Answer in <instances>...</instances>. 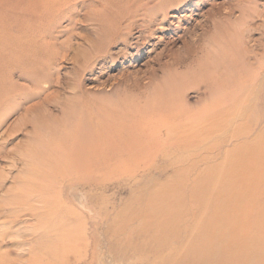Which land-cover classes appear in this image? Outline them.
<instances>
[{
    "label": "rangeland",
    "instance_id": "374dc122",
    "mask_svg": "<svg viewBox=\"0 0 264 264\" xmlns=\"http://www.w3.org/2000/svg\"><path fill=\"white\" fill-rule=\"evenodd\" d=\"M80 1L72 0L62 5V8H70L68 11L70 13L66 14L69 17H55L54 20L59 22L55 27L51 26L45 31L47 33L37 40L31 58L24 66L12 70L7 78V81L14 85V92L10 93V100L0 103L3 109L0 114V210L2 208V214L10 209L19 210L20 227L36 226L47 220L50 228L47 229L49 232L45 237H42L40 230H34L38 239L36 246L30 251L25 250L26 247L23 248V243L30 237L27 230L23 233L6 234L0 238V257L10 258L14 264L34 262H38L34 264H174L176 260L170 248L158 247L152 238L144 239L142 232H139L138 219L146 216L143 209L144 205L148 204V199H157V194L162 195L159 194L160 190L164 189L162 185L167 184L172 188L175 183L177 185L179 176L183 177L184 174L186 176L179 181L180 189V186L184 189L186 181L194 186L198 180L203 181L200 178H208V176L211 181H218L219 186L223 183L226 185V192L220 193L221 197H219L221 206H235L236 211L233 212H236V218L232 212H226L224 217L228 221L225 225L218 221L212 222L214 225L211 224L230 231V240L247 241L254 232L262 233L263 238L264 161L255 162L253 158H248L247 154L252 152L251 155L248 154L250 157L256 155H253L252 145H255V137L264 127V0H173L167 4V9L163 10L158 7L159 0H151L152 4L148 3L150 8L138 10L137 16L126 27L124 25L122 28H117L116 32L113 31L114 34L111 33L110 38L104 39L96 48L90 47L88 39L92 41L98 37L99 26L95 23V17L98 13H102L104 18L103 12L106 11L102 9L101 0ZM106 14L108 15V12ZM222 39L225 42H233L235 49L237 58L230 72L234 86L224 95L211 97L210 88L212 86V89L216 90L213 83L216 84L217 79L225 78L227 74L228 82L231 81V76L228 75L230 69L228 71L225 66L220 68L222 58L221 55H216L220 52L218 44H221L219 41ZM215 60L219 61L218 65ZM244 65L251 66L254 72L248 73L247 80L243 82L238 74V67ZM214 66L219 70L215 71ZM35 79L38 84L35 83ZM235 84L243 85L240 89L244 93ZM249 84H252L253 88L247 93ZM239 94L243 95L240 97ZM234 96L240 97L239 100L235 98V104L241 102L234 105L236 109L233 113L228 107L232 108L233 102H229V99L233 101ZM226 100L230 103L228 107ZM218 102L215 108L211 106ZM223 106L230 111L225 110L226 107L224 109ZM204 107L211 118L219 114L213 118L215 124H211L212 119L209 120L206 111L203 115L207 117L200 114ZM225 111L230 114L226 113L225 116ZM183 112L188 114L185 113V116ZM190 114L194 118L203 116L201 120L196 118L200 121L198 126L205 123L207 125V129L201 127L196 129L197 126L192 128L194 134L188 130L189 135L193 134L190 136L191 141L187 137L189 136L187 130L185 131L187 128L184 126L183 130L181 126L186 122L184 119L188 120ZM165 116L168 118L166 119ZM221 117L223 122L218 127L216 124L218 120L221 121ZM207 120L211 126H215L210 130L212 133L205 134L206 137L200 134H204L205 130L209 129ZM175 122L176 125L181 123L177 128L179 126L182 129H177L174 126ZM156 124L161 129H158ZM146 126H149V129L145 128ZM106 127L105 132L103 130ZM96 131L98 139L93 138V143L96 147L102 148L103 154L105 149H108L109 155L112 153L109 160L112 162L97 164V174L94 173L93 177L87 174L86 180L63 182L62 186H59L58 180H50L51 175L55 174V170L53 169L54 172L51 170L54 168L53 165L59 166L61 170L66 169L60 161L61 154L57 157L59 154L56 152V156L50 153L44 161L40 153L44 150L48 153L53 145H58L62 141L59 144L61 152L64 150L74 158L78 157L83 154L79 149L82 150L85 148L83 145L92 142L89 137L95 135ZM169 131L173 133L170 134ZM175 131L176 134L182 133L181 131H183L182 135L187 133L183 135L187 139L181 136L184 143L179 135L174 134ZM106 133L110 134V141L107 140L109 134L106 136ZM150 133L152 136L149 137ZM77 134H80L79 138ZM60 136H63L62 139L57 141ZM197 136L200 140L203 136L206 138L200 141L196 139ZM177 138L180 140L179 143ZM192 139L193 141L196 139L194 145L197 147L192 144L194 149L189 145L193 143ZM122 140H126L124 144ZM169 140L176 146L173 143L170 145ZM187 140L189 144L186 143ZM168 141L169 143L166 144ZM79 145L83 147L79 148ZM246 145L250 146L244 147ZM41 147L44 150H41ZM202 147L204 150L201 149ZM207 147L208 149H205ZM118 149L119 151L116 152L115 150ZM245 149L248 151L245 152ZM237 150L247 153L246 155L242 153V158L249 160L248 164L246 161L244 163L245 159H241L239 155L236 157L239 159L235 158L236 161L231 159L232 156H236ZM120 153L123 157L119 156ZM193 154L195 156L200 154L197 156L199 158ZM229 154L231 160L225 158H229ZM240 159L242 162L238 163ZM261 163L263 169H259ZM219 164L223 170L218 167ZM227 164L231 165L230 169H226ZM244 164L248 166L246 165L245 168ZM232 165H235L236 169ZM210 167H218L217 169L221 171L212 168L214 172L210 171L211 174L206 176L205 170ZM83 170L85 175L87 169L83 168ZM83 170L80 169V173ZM227 170L232 173L231 177L227 174ZM193 172H198V175L195 174L193 177ZM202 173L204 176L201 175ZM245 173L249 175L245 176ZM225 174L226 177L229 176L228 179L230 178L228 181L223 179ZM189 177L191 179L193 177L192 183ZM175 178H177L176 182ZM234 185L240 187L241 195L227 193L234 188ZM39 186L45 188L41 189ZM55 191L60 192L59 196ZM23 192L25 197L18 195ZM13 194H17L19 199L14 195L12 200L10 197ZM253 194L258 196L260 202L253 203ZM38 195H40L39 199ZM8 197L9 201H7ZM43 197L44 201H48L46 207L49 204L48 209L51 211L48 210L49 215L45 220H39L34 213L35 209L41 211L42 203L39 200ZM28 205L30 206L27 208ZM240 208L243 212H238ZM154 211L159 210L156 208ZM24 213L32 215L23 216ZM63 220L66 221V225L62 231L71 234V239L66 242H63L60 236L62 231L56 227H59ZM243 225L245 231H238L237 229L240 226L242 228ZM248 228H253L254 231ZM180 231L181 240L171 245L172 249L178 248L177 251L184 249V244L186 245L188 241L184 229ZM76 232L81 237L76 236ZM151 232L152 230L149 229L146 234L151 235ZM247 237L249 238L246 239ZM262 238L255 240L261 245L260 247H264V238ZM257 262L264 264V252Z\"/></svg>",
    "mask_w": 264,
    "mask_h": 264
},
{
    "label": "bare ground",
    "instance_id": "6f19581e",
    "mask_svg": "<svg viewBox=\"0 0 264 264\" xmlns=\"http://www.w3.org/2000/svg\"><path fill=\"white\" fill-rule=\"evenodd\" d=\"M70 1L72 0H0V103L3 102V101H6L7 99L10 100L11 99V92H14V85H11L8 81H7V78H9V75L11 74V71L16 69V68H20L19 66H24L28 59L31 58V52H32V49L34 48L35 46V43H37V40H39V38L41 36H43V34L45 33V31H47L51 26H54L56 25L57 22H59L58 20L55 21L54 18L55 17H58V16H67L69 17V15H66L70 12H68L70 10V8H62V5H64L65 3H69ZM82 2L84 0H81ZM80 1V2H81ZM96 1V0H94ZM151 0H101L102 2V9L106 12H108V15L106 14V12H102L105 14L104 18L102 17V13H98L97 17H95V23L96 25L99 26V32H98V37L96 38V40H89L88 39V43H90V47L92 48H96V47H99L101 42L104 40V39H108L110 38L111 36V33L114 34L113 31H117V28H122V26L125 25V27L127 26V24H129L132 19L134 17L137 16V12L138 10L140 9H148L150 8V6L148 5V3H151L150 2ZM153 1V0H152ZM173 0H159L158 4L160 6V8H162L161 10L165 9L167 4H169L170 2H172ZM77 2V1H76ZM90 3V2H89ZM152 4V3H151ZM154 6H156L154 4ZM157 7V6H156ZM158 9V8H157ZM167 9V8H166ZM159 10V9H158ZM111 16H112V19H111ZM94 18V17H93ZM148 22H151L150 19H147ZM149 24V23H148ZM47 33V32H46ZM45 33V34H46ZM44 34V35H45ZM113 40V38H111V41ZM90 41V42H89ZM219 43L221 44H218L220 45V52L219 53H216V55H221L220 57L222 58V65L220 66V68L224 67L225 66V69H227L229 71V76H231V81L228 82L227 80V74L225 75V78H219L217 79V83L214 84V87L216 86V90L214 91L212 89V86L210 88V94H211V97H215L216 95H224L226 92H228V89L230 87H233V77H232V74L230 73L232 71L231 69V66L234 64V60L237 58L236 55H235V49H234V46H233V42H225L223 39L221 41H219ZM217 45V47H218ZM91 48V49H92ZM216 57V56H215ZM219 57V56H217ZM219 57V58H220ZM220 58V59H221ZM215 59V58H214ZM216 61V60H215ZM217 62V61H216ZM219 62V61H218ZM218 62L216 63L218 65ZM214 63V62H213ZM220 63V64H221ZM215 65V64H214ZM215 68V71L219 70L217 66H214ZM8 69V70H7ZM7 70V71H6ZM251 72H254L253 69L251 68V66H248V65H244L243 67L242 66H239L238 67V74L241 76L240 79L244 82L247 80V77H248V73H251ZM219 73V72H217ZM222 74V73H221ZM44 76V75H43ZM46 76V74H45ZM47 78V77H46ZM259 79V78H257ZM37 82V80L35 79V83ZM38 84V82H37ZM235 85H238V84H235ZM254 86V84H253ZM238 88L239 90L241 91V89L243 88V85H238ZM237 88V89H238ZM241 88V89H240ZM252 84H249V88H247V93L252 89ZM239 91V92H240ZM236 92V91H235ZM242 93H244L243 91H241ZM246 92V91H245ZM169 93V92H168ZM234 93V92H233ZM235 94V93H234ZM237 95V94H236ZM235 95V96H236ZM243 95V94H242ZM242 95L239 94V96L241 97ZM231 96V95H230ZM234 96V100L232 101V99L230 100L229 99V102H233L235 101V98H238V97H235ZM222 97V96H221ZM239 97V98H240ZM220 98V96H219ZM231 98V97H230ZM238 98V100H239ZM258 101V99H257ZM164 102V101H163ZM166 102V101H165ZM214 102V100H213ZM228 102V103H229ZM241 101H239L238 103L236 104H239ZM226 103H227V100H226ZM227 103V107L230 105V103L228 104ZM231 103V107H228L231 112L234 113L235 109L234 108V105H236L235 103L233 104ZM255 103V102H254ZM253 103V104H254ZM171 104V103H170ZM219 102L217 104H214L211 106H215L218 105ZM249 104V103H248ZM252 104V105H253ZM177 105V104H175ZM209 106V105H208ZM222 106V105H221ZM226 106H223L224 109ZM239 106V105H238ZM226 107L225 110H228L230 111L228 108ZM0 114L3 112V109L2 107H0ZM206 107H204V109H202V114L207 110H205ZM211 109V107H209ZM213 108V107H212ZM218 108V107H217ZM234 108V109H233ZM243 108V107H242ZM249 108V107H248ZM233 109V111H232ZM175 111V110H174ZM213 113L214 111L211 110ZM224 111V110H223ZM228 111H225L224 115L227 113V114H230ZM238 111V110H237ZM240 111V109H239ZM238 111V112H239ZM246 111V110H244ZM205 112V113H206ZM210 113L211 115L213 113ZM243 112V111H242ZM177 112H175L176 114ZM182 113V112H181ZM184 114L188 112H183ZM216 113V111H215ZM227 114L225 116H227ZM232 114V113H231ZM240 114V113H239ZM177 115V114H176ZM201 115V116H202ZM208 112H207V116H208ZM218 116L219 114H215V116ZM220 115H222L220 113ZM223 115V116H224ZM242 115V114H241ZM182 116L184 117V115L182 114ZM186 116V114H185ZM188 116V115H187ZM195 116V115H194ZM201 116L199 117H196V118H199L201 120ZM204 117H207L205 115H203ZM202 116V117H203ZM213 116V115H212ZM214 116V117H215ZM216 116V117H217ZM229 116V115H228ZM240 116V115H239ZM166 119L168 118L167 116H165ZM164 117V118H165ZM209 120L212 119V123L211 124H215V120L213 122V118H211V116L209 115ZM230 117V116H229ZM241 117V116H240ZM244 117V116H243ZM163 117H161L160 120H162ZM178 117L176 116V119ZM181 118V116H180ZM187 118V117H185ZM196 118H194L191 114L190 116H188V120L187 119H184V121L186 120V122L181 125V123L179 125L183 126V130H184V126L187 128L185 129L186 132H188V135H189V132L192 131V128H195L196 126V129L201 127V129H207L205 124H201V126H198L199 125V120L197 121ZM219 118V117H218ZM223 117H221V121L218 120V123L216 124V126L219 127V125L221 124V122H223L222 120ZM227 118V117H226ZM238 118V117H237ZM174 119V118H173ZM175 119V120H176ZM205 121H206V118H204ZM203 119V120H204ZM152 120V119H151ZM165 120V119H164ZM170 120V119H169ZM178 120V119H177ZM226 120V119H224ZM173 121V120H172ZM184 121H181L182 123ZM211 121V120H210ZM217 122V121H216ZM231 122V121H230ZM166 123V122H165ZM172 123V122H171ZM177 122H175L174 126H176L177 128V125H176ZM201 123H204L203 121H201ZM207 123H208V120H207ZM224 123H227V122H224ZM223 123V124H224ZM145 124H148L145 122ZM145 124H142V125H145ZM152 124V123H151ZM158 124V123H157ZM156 124V127L158 126ZM160 124V123H159ZM231 124V123H230ZM149 125V124H148ZM161 125V124H160ZM168 125V124H167ZM210 124L208 123V126ZM173 126V127H174ZM203 126V127H202ZM215 126V125H213ZM213 126H209V129L208 130H205L204 134H200V135H205L206 133L208 132H211L210 130H212ZM101 127V126H100ZM142 127V126H141ZM149 129V126H146L145 128ZM211 127V128H210ZM89 128V127H88ZM136 128V127H135ZM143 128V127H142ZM151 128V127H150ZM155 129V127H153ZM158 129H161L159 127H157ZM156 128V129H157ZM176 128H173L174 130ZM180 127L178 126L177 129H179ZM215 128V127H214ZM76 129V128H75ZM81 129V128H80ZM104 129V128H103ZM109 129V128H108ZM176 129V130H177ZM182 129V128H180ZM226 129V128H225ZM92 130V129H91ZM107 130V127L106 129H104L103 131L106 132ZM145 130V129H144ZM169 130V128H168ZM190 130V131H188ZM100 131V129H99ZM98 131V132H99ZM152 131V130H151ZM184 131V132H185ZM75 132V131H74ZM104 132V133H105ZM166 132V131H165ZM173 133L172 131H169V133ZM180 132V130H179ZM183 133V131H181ZM185 132V133H186ZM213 132H214V129H213ZM247 131H245L244 134H246ZM81 134V132H78ZM96 133L97 131L95 132V135H90L91 137L90 138V141L92 142H86L87 145H83L85 148H82L83 146H81L82 144L81 143H78V144H81L79 145V148H82V150L79 149V152L82 151V155H79L78 157L75 156V158L70 155L69 153H66L64 150H60V141L58 145H53L50 150L48 151V153H45L47 152L46 150L42 149L41 147V150H44V152L42 151V153H40V156H42V158L44 159V161H46L51 154H59L57 155V157L60 156L61 154V157H60V161L64 164L65 168L64 170L68 171V172H65L63 169H59L58 167H56V165H53L54 168H51V170H55V174L54 175H51L50 177V180H58L57 182L59 183V186H62L63 182H69V181H79V180H84L85 179V176L88 174L89 176H94V173L97 174L98 172V167H97V164H99L100 162L101 163H111L112 161H109L111 159V154L109 155V152H108V149H105L104 151V154L102 153V148H98V144L96 147L95 144L93 143V138H95V140H97L98 138L96 137ZM110 133V132H109ZM109 133H106V136L109 134ZM170 133V134H171ZM182 133L180 134H176V131L174 134H176L177 136L179 135L180 137V140H181V136ZM192 133L194 134V130L192 131ZM212 133V132H211ZM210 133V134H211ZM250 133V131H248V134ZM75 134V133H74ZM72 134V135H74ZM80 134H77L76 136L78 137V135ZM99 134V133H98ZM112 134V133H110ZM110 134L108 135V139L110 141ZM146 135V133H144ZM164 134V133H163ZM167 134V132H166ZM187 134V133H186ZM192 134V135H193ZM209 134V133H208ZM257 134V133H256ZM255 134V135H256ZM86 135V134H85ZM104 135V134H103ZM113 135V134H112ZM120 135V134H118ZM169 135V134H168ZM191 134L187 137H189V140L191 139L190 136H192ZM100 136V134H99ZM105 136V135H104ZM117 136V135H116ZM144 136V135H143ZM147 136V135H146ZM145 136V137H146ZM152 136V134L150 133L149 134V137ZM172 136V135H171ZM186 136V135H185ZM199 136V135H198ZM198 136L196 137L197 140H200L198 139ZM207 137V135H205ZM203 136V138L205 137ZM61 137V136H60ZM63 137V136H62ZM62 137L59 139H57V141L61 140ZM121 137V136H120ZM124 137V136H123ZM187 137H182V138H186ZM194 137V136H193ZM199 137H202V136H199ZM205 137V138H206ZM67 138V137H66ZM64 138V140L66 139ZM69 138V137H68ZM79 138V137H78ZM102 138V136H101ZM100 138V139H101ZM153 138V137H151ZM147 138V140H151ZM195 138V137H194ZM203 138L201 140H203ZM71 139V138H70ZM74 139V138H73ZM81 139V138H80ZM79 139V140H80ZM88 139V138H86ZM104 139V137L102 138ZM146 139V138H144ZM194 139V141L196 140ZM229 139V138H228ZM128 140V139H127ZM175 140V138H174ZM177 140H179L177 138ZM176 140V141H177ZM180 140L178 141V143L180 142ZM185 140V139H184ZM200 140V141H201ZM255 145H252L253 149L256 151L254 152L253 150V155L256 154L254 157H250L251 153L252 152H249L248 155L247 153V157L250 158V159H254L255 162H258V161H261L263 162L264 161V127H262V129L260 130V132L256 135L255 137ZM66 141V140H65ZM72 141V140H71ZM104 141V140H102ZM107 141V142H109ZM114 141V139H113ZM126 141V140H125ZM124 140H122L123 144L125 142ZM129 141V140H128ZM170 141V145L173 143H171V140ZM169 141L166 143L168 144ZM183 142V140H181ZM191 141V140H190ZM193 141V139H192ZM194 141L193 143L189 144V141L187 140L186 143L188 142L189 145H191L190 147H192L194 149V147H197V145H194ZM204 141V140H203ZM216 141V140H215ZM69 142V141H68ZM82 142V141H81ZM106 142V143H107ZM121 142V141H120ZM185 142V141H184ZM183 142V143H184ZM199 142V141H198ZM73 143V142H72ZM74 143H75V140H74ZM94 145H93V144ZM96 143V142H95ZM112 143V141H111ZM177 143V146L179 147V144ZM183 143H180V145ZM201 143V142H200ZM223 143V141L221 142V144ZM62 144V143H61ZM65 144H67L65 142ZM70 144V142H69ZM68 144V145H69ZM84 144V143H83ZM126 144V143H125ZM175 144V143H173ZM194 147H193V145ZM197 144V143H195ZM215 144V143H214ZM220 144V145H221ZM44 145V144H43ZM64 145V144H62ZM77 145V144H76ZM109 145V144H108ZM116 145V144H115ZM187 145V144H186ZM206 145V144H205ZM45 146V145H44ZM51 146V145H50ZM48 146V148L50 147ZM75 146V145H74ZM113 146V145H112ZM176 146V144H175ZM173 146V147H175ZM201 146V145H200ZM208 146V145H207ZM217 146V145H216ZM247 146H250V145H246L244 147H247ZM106 147V145H105ZM111 147V146H109ZM107 147V148H109ZM120 147V146H119ZM134 148L136 147L133 146ZM138 147V146H137ZM183 147V146H182ZM189 146L187 145V148ZM45 149L47 148L44 147ZM76 148V146H75ZM113 148H115L113 146ZM177 148V147H176ZM181 148V147H180ZM249 148V147H248ZM251 148V147H250ZM122 149V148H121ZM138 149V148H136ZM139 149H140V146H139ZM201 149L204 150V148L202 147ZM205 149H208L205 148ZM243 149V148H242ZM48 150V149H47ZM110 150V149H109ZM112 150V149H111ZM114 150V149H113ZM177 150V149H176ZM185 150V149H184ZM189 151L191 149H188ZM247 152L248 149H245ZM263 150V151H262ZM64 151V152H63ZM77 151V150H76ZM76 151H74L75 153H77ZM116 152L119 151L118 150H115ZM180 152V150H178ZM187 151V150H185ZM197 151V150H196ZM195 151V153H196ZM201 151V150H200ZM213 151V150H212ZM238 151V150H237ZM240 151V150H239ZM236 152V156L234 155L235 152L233 153V155L235 156H232L231 159H235L237 157V155L241 156L240 158L241 159H245L242 158L243 155L242 153L244 151H240V154ZM250 151H252V149H250ZM60 152V153H59ZM101 152V153H100ZM184 152V151H183ZM188 152V151H187ZM204 152V151H203ZM32 154V153H31ZM39 154V153H38ZM55 154V156H56ZM69 154V155H68ZM73 154V152H72ZM79 154V153H78ZM122 153H120L119 156H122L121 155ZM245 154V153H243ZM245 154V155H246ZM37 155V153H36ZM194 155V154H193ZM200 155V154H198ZM197 155V156H198ZM227 154H225L226 156ZM244 155V156H245ZM52 156V155H51ZM138 156V155H137ZM195 156V155H194ZM195 156V157H197ZM203 156V155H202ZM202 156H200L202 158ZM228 157H225L227 158L228 160H231L230 159V154L228 155ZM238 156V157H239ZM37 157V156H36ZM123 157V156H122ZM31 158V157H30ZM39 158V157H38ZM190 159L193 157H189ZM199 158V157H197ZM223 158V157H222ZM224 158V159H225ZM32 159V158H31ZM29 160L30 162L32 160ZM37 159V158H36ZM40 159V158H39ZM42 159V160H43ZM46 159V160H45ZM56 159V158H55ZM117 159V158H116ZM226 159V160H227ZM236 159H239V158H236ZM235 159V161H236ZM240 159V161L238 160L237 162H242V160ZM193 160H196L195 158ZM192 160V161H193ZM221 160V159H220ZM226 160H225V163H226ZM227 160V162H228ZM35 161V160H34ZM33 161V162H34ZM44 161H42L44 163ZM114 161V160H113ZM234 161V160H232ZM231 161V162H232ZM235 161H234V164H235ZM248 164L249 160L247 161V159L244 160V163ZM253 161V160H252ZM57 162V161H56ZM55 162V163H56ZM220 162V161H219ZM217 162V163H219ZM230 162V163H231ZM251 162V160H250ZM254 162V164H255ZM52 164L54 162H51ZM72 163H74V165H72ZM114 163V162H113ZM192 163V162H191ZM221 163V162H220ZM224 163V164H225ZM237 163V164H238ZM252 165H253V162H251ZM14 164V163H13ZM35 164H38V162ZM42 164V163H41ZM40 164V165H41ZM187 164V163H186ZM190 164V162L188 163ZM187 164V165H188ZM222 164V163H221ZM233 164V162H232ZM243 164V163H242ZM247 164H244V167L247 165ZM250 164V163H249ZM11 165V163H10ZM39 165V166H40ZM46 165V164H45ZM109 165V164H108ZM185 165V164H183ZM214 165V164H213ZM251 165V164H250ZM32 166H33V163H32ZM73 168H70L72 167ZM105 166V164H104ZM111 166V164L109 165ZM209 166V165H208ZM221 165L219 164L218 167H220ZM223 166V165H222ZM229 164L226 165V169L229 168ZM235 165H232V167H234ZM242 167V165H239V167ZM248 166V165H247ZM36 167V166H35ZM100 167V166H99ZM108 167V166H106ZM105 167V168H106ZM182 167V166H181ZM217 167V168H218ZM243 167V168H244ZM42 168V167H41ZM83 168L87 169V173L85 175L84 174V171ZM212 168H216V167H210V168H207L206 173L205 175H210L211 172L213 171L214 172V169ZM216 168V171L218 170ZM221 168V167H220ZM235 168V167H234ZM243 168H240V169H243ZM246 168V167H245ZM80 169H82L83 171H81L80 173ZM108 169V168H107ZM119 169V168H118ZM212 169V170H211ZM222 169V168H221ZM230 169V168H229ZM236 169V168H235ZM239 169V170H240ZM259 169H263V163H261V166L259 167ZM259 169L257 170L259 172ZM43 170V169H42ZM53 170V172H54ZM220 170V169H219ZM218 170V171H219ZM223 170V169H222ZM232 170V169H231ZM245 170V169H244ZM242 170V172L244 171ZM45 171V170H44ZM50 170H48V173H49ZM190 171V170H189ZM204 170H202L203 172ZM211 171V172H210ZM221 171V170H220ZM228 171V170H227ZM196 172V171H195ZM224 172V171H223ZM232 172V171H231ZM240 172V173H242ZM256 172V173H258ZM31 173V172H30ZM34 173V172H33ZM45 173V172H43ZM52 173V172H51ZM103 173H105L103 171ZM198 173V172H197ZM197 173H194L193 172V177L195 174ZM210 173V174H209ZM216 173V172H215ZM220 173V172H219ZM218 173V174H219ZM238 173V171H237ZM244 173V172H243ZM247 173V172H246ZM245 173V174H246ZM47 174V173H46ZM50 174V173H49ZM184 174V173H183ZM188 174V173H187ZM214 173H212L213 175ZM228 175H232V173L230 174V172L228 171L227 172ZM244 174V175H245ZM260 174V172H259ZM41 175V174H40ZM104 175V174H103ZM190 175V174H189ZM198 175V174H197ZM202 176L203 173L201 174ZM211 175V176H212ZM215 175V174H214ZM220 175V174H219ZM227 175V176H228ZM249 175V174H248ZM247 174L245 176H248ZM33 176V175H32ZM105 176V175H104ZM175 176V175H174ZM184 176H186L184 174ZM184 176H179L180 178L178 179L177 181V178H175V182L177 181V185L175 183V186H173L172 188L169 187L167 184L166 185H162L161 187H164V189H161L163 192H161L160 189L157 188V190H160L159 194L162 193V195H158L157 194V199H151L149 200L148 198V204L144 205V209L143 211L145 212V215L146 216H142V219L140 217V219H138V228H139V232L144 235V239L149 237V238H152L156 241L158 247L160 248H170L171 252L173 253V257L175 258V263L174 264H257L258 262V259L259 257L263 254L264 252V247H260L261 245L257 244L255 242V240L257 241L259 238H262V233L260 232H254L252 235H250V239L245 241L243 239H239L237 241H232L230 240V237H231V232L230 231H227L225 229H221L220 227H214V221H218V222H221L225 225L226 221H228V219L226 217H224L225 213L226 212H232V214L235 215V218H236V212L234 213L233 211H236V207H222L221 206V200L219 197L220 196V193L221 194H224L226 192V185H224V183L222 184V186H219L218 185V181H211V179H209L210 177L208 176L207 177H202L200 178V180L202 179L203 181H197L199 182L198 185L197 182L196 184L194 183V186H191L192 184H190L189 181H186L185 185H184V189H183V186H180L181 189L179 188V181H181ZM218 176V175H217ZM256 176V174H255ZM30 177V176H28ZM34 177V176H33ZM38 177V175H37ZM193 177L192 179L189 177V180L191 181L192 183V180H193ZM197 177V176H196ZM213 177V176H212ZM222 177V176H220ZM219 177V179H220ZM229 177V176H228ZM228 177H226V174H225V177H223V179H227V181L230 179H228ZM88 178V177H87ZM44 179V178H43ZM197 179V178H196ZM196 179H194V181H196ZM199 179V178H198ZM213 179V178H212ZM217 179V178H215ZM222 179V178H221ZM247 179V178H246ZM33 180V179H32ZM41 180V179H40ZM81 180V181H82ZM86 180V179H85ZM218 180V179H217ZM36 181V180H35ZM224 181V180H223ZM23 182V181H22ZM25 182V181H24ZM38 182V181H37ZM56 182V183H57ZM41 183V182H40ZM168 183V181L166 182ZM222 183V182H221ZM220 183V184H221ZM227 183V182H226ZM61 184V185H60ZM190 184V185H189ZM229 184V183H228ZM263 184V183H262ZM33 185V184H32ZM38 185V184H37ZM182 185V184H180ZM230 185V184H229ZM28 186V185H27ZM31 186V185H30ZM36 186V185H35ZM47 187V185H45ZM44 187H41L39 186L41 189H44ZM56 186V185H55ZM34 187V186H32ZM50 187V186H49ZM160 187V188H161ZM36 188V187H34ZM34 188H33V192H34ZM56 188V187H55ZM58 188V187H57ZM264 188V187H263ZM28 189V187H27ZM41 189H39V191H41ZM63 189V187H62ZM183 189V190H182ZM257 189V188H256ZM30 191V189H29ZM38 191V190H37ZM38 191V192H39ZM60 191V190H59ZM58 191V193L60 194V192ZM243 191V190H242ZM27 192V190H26ZM42 192V191H41ZM47 194H48V191H46ZM57 193V191H55ZM231 192L233 195L234 194H237L239 193L241 195V189L240 187H236L234 185V188L232 190H228L227 193ZM55 193V194H56ZM57 193V194H58ZM18 194V193H17ZM17 194H13L12 197H10L12 200L14 199V195L17 196ZM29 194V193H28ZM39 194V193H38ZM59 194L57 196H59ZM245 194V192L243 193ZM249 194V192L247 193ZM20 196H23L25 197V193L23 192L22 194H18ZM31 195V194H30ZM34 195H35V192H34ZM41 195V194H40ZM38 195V199H39V196ZM53 195V194H51ZM231 195V196H233ZM29 196V195H28ZM44 196V195H43ZM9 197L7 199V201H9ZM18 199H19V196H17ZM34 197V196H33ZM45 197V196H44ZM44 197L42 198V200H39L41 203H42V206L40 207V212L39 209L37 211V209H35V215H37L38 219L41 220V219H46L49 215V211H51L50 209H48L49 204H48V207L47 206V203L48 201L47 200H43ZM48 197V196H47ZM54 197V196H53ZM28 198V197H27ZM31 198V197H30ZM41 198V197H40ZM46 198V197H45ZM52 198V196H51ZM56 198V196H55ZM154 198V197H153ZM10 199V200H11ZM58 199V197L56 198ZM11 200V201H12ZM252 200H253V203L255 204V202H260L259 198L257 195L253 194L252 195ZM147 201V200H146ZM13 202V201H12ZM54 202V201H53ZM15 203L17 204V201L15 200ZM27 203V202H26ZM38 203V202H36ZM56 203V202H54ZM53 204V203H52ZM60 204V203H59ZM252 204V203H251ZM14 205V204H13ZM24 205V204H22ZM34 205V204H33ZM57 205V203H56ZM245 205V204H244ZM243 205V206H244ZM30 205L27 206V208L29 207ZM52 206V205H51ZM55 207V205H54ZM249 207V206H248ZM252 207V205H251ZM250 207V208H251ZM16 208V207H15ZM67 208V207H66ZM65 208V209H66ZM158 208V212H155L154 210ZM255 208V207H254ZM69 209V208H68ZM246 210V208H244ZM248 209V208H247ZM2 210V208H1ZM0 210V238H3L6 234H9L11 232H18V233H23L24 230H27L30 237L28 240H26L24 243H23V248H25V250L27 251H30V249L34 246H36V240L38 239L36 237V234L34 232V230H40L41 231V235L42 237H45L47 234H48V230L50 227H49V224L47 223V220L42 224H37L36 226L35 225H30V226H22L20 227L18 224H20V221H19V218H21L20 216V211L18 210H13V209H10L8 210L7 212L4 211L3 214H2V211ZM57 210V209H56ZM244 210V212H246ZM251 210V209H250ZM69 211V210H67ZM66 211V212H67ZM238 212H243V210L240 208V210H238ZM248 212V211H247ZM246 212V213H247ZM250 212V211H249ZM252 212V211H251ZM256 212V211H255ZM254 212V213H255ZM59 214V212H57ZM258 213V212H256ZM7 214V216H6ZM28 215H32L31 213H27ZM26 213L23 214L24 215H27ZM241 214V213H240ZM253 214V213H251ZM22 215V214H21ZM243 215V214H242ZM249 215V214H248ZM247 215V216H248ZM34 216V215H33ZM32 216V217H33ZM246 216V215H245ZM261 216V215H259ZM35 217V216H34ZM26 218V217H24ZM28 218V217H27ZM35 219V218H34ZM263 219V218H262ZM43 220V221H44ZM251 221V220H250ZM252 221H253V218H252ZM63 223L58 227L56 226L57 228H59L60 231H62V229L64 228V225H66V221L63 220L62 221ZM261 221H259L260 223ZM25 223V221H24ZM213 225H212V224ZM249 223V222H248ZM22 224V223H21ZM245 224V223H244ZM219 225V224H218ZM222 225V224H220ZM223 225V226H224ZM264 225V224H263ZM193 226V227H192ZM246 227V225H245ZM27 228V229H26ZM54 228V227H53ZM228 228H231V227H228ZM151 229L152 232L150 233L151 235H149L148 233L146 234V231ZM180 229H184V232H185V235L188 237V241L186 242V245L184 244L185 248L182 249V250H178L177 249H172L171 248V245L175 244V243H178L181 238H182V235H181V231ZM246 229V228H245ZM244 229V225L240 226V228H238L237 230L238 231H245ZM255 229V228H254ZM56 230V229H55ZM248 230H253V228H248ZM246 230V231H248ZM260 230V229H259ZM264 230V229H263ZM145 231V232H143ZM227 231V232H225ZM254 231V230H253ZM78 232V231H77ZM76 232V236L79 235L78 233ZM83 232V231H82ZM233 232V231H232ZM25 233V232H24ZM240 233V232H239ZM75 235V233H74ZM246 235V234H245ZM264 235V233H263ZM60 236L62 237V240L63 242L67 241V240H70L71 239V234L68 233V232H64L62 231L60 233ZM80 236V235H79ZM243 236V234H242ZM248 236V235H247ZM81 237V236H80ZM238 237V236H237ZM77 238V237H76ZM249 237H247L246 239H248ZM264 238V236H263ZM262 238V239H263ZM233 239V238H232ZM238 239V238H237ZM261 240V239H260ZM45 244V243H44ZM29 246V247H28ZM43 246V245H42ZM48 248V247H47ZM181 249V248H180ZM162 250V249H161ZM31 256V255H30ZM29 256V257H30ZM32 258V256L30 257ZM29 258V259H30ZM34 260V259H33ZM35 261V260H34ZM37 261V260H36ZM48 261H46L47 263ZM34 263H38V262H34ZM32 263V264H34ZM0 264H14V261L10 258H2L0 257ZM173 264V263H172Z\"/></svg>",
    "mask_w": 264,
    "mask_h": 264
}]
</instances>
